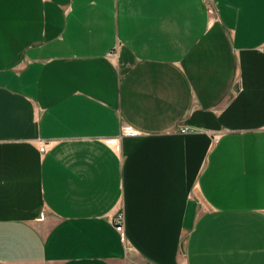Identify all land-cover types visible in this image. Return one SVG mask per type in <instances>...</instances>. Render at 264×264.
I'll return each mask as SVG.
<instances>
[{"label":"crops","instance_id":"1","mask_svg":"<svg viewBox=\"0 0 264 264\" xmlns=\"http://www.w3.org/2000/svg\"><path fill=\"white\" fill-rule=\"evenodd\" d=\"M0 264H264V0H0Z\"/></svg>","mask_w":264,"mask_h":264},{"label":"built area","instance_id":"2","mask_svg":"<svg viewBox=\"0 0 264 264\" xmlns=\"http://www.w3.org/2000/svg\"><path fill=\"white\" fill-rule=\"evenodd\" d=\"M214 8L213 7H211L210 9H209V11L211 12V13H213V10ZM192 130L189 128V127H185V126H182L181 128H180V132L181 133H188V132H191ZM40 150H41V152H43L44 154L46 153V150H47V144L46 143H44V142H42L41 143V146H40ZM41 217H42V214H41ZM43 218V217H42ZM124 214H119L116 218H115V220L113 221V223H114V225H115V227L117 228V230L119 231V232H121V233H124V230H125V227H124ZM123 240H125V237H124V235H123Z\"/></svg>","mask_w":264,"mask_h":264}]
</instances>
